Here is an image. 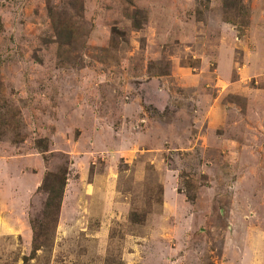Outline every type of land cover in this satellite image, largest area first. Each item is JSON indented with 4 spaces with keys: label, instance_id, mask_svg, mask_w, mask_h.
Here are the masks:
<instances>
[{
    "label": "rangeland",
    "instance_id": "374dc122",
    "mask_svg": "<svg viewBox=\"0 0 264 264\" xmlns=\"http://www.w3.org/2000/svg\"><path fill=\"white\" fill-rule=\"evenodd\" d=\"M242 4L0 0V264L32 253L49 171L30 264H264V0Z\"/></svg>",
    "mask_w": 264,
    "mask_h": 264
},
{
    "label": "trees",
    "instance_id": "16d2710c",
    "mask_svg": "<svg viewBox=\"0 0 264 264\" xmlns=\"http://www.w3.org/2000/svg\"><path fill=\"white\" fill-rule=\"evenodd\" d=\"M239 5L242 4V0H223V6L226 15L229 11L240 9ZM138 12L140 10H137ZM247 20V14L245 15ZM230 20V16H227ZM244 21V22H245ZM135 27H141L142 23L138 20H134ZM56 35L58 36L57 41L59 43L69 42L70 36L73 33L71 26H66L59 22L56 27ZM63 33H68L69 38L63 39ZM67 184V177L64 174L55 173L49 171L46 173L43 187L47 191L48 195L44 204V210L41 219H37L33 224V243L32 253L24 257V264H30V259L35 256V253L49 245L50 241L54 239L57 224L59 222L60 210L63 201L64 191Z\"/></svg>",
    "mask_w": 264,
    "mask_h": 264
},
{
    "label": "crops",
    "instance_id": "0c3cea01",
    "mask_svg": "<svg viewBox=\"0 0 264 264\" xmlns=\"http://www.w3.org/2000/svg\"><path fill=\"white\" fill-rule=\"evenodd\" d=\"M224 113H225L224 108L223 109H221V108H214L211 111V118H212L213 121H216V118H218L219 115H221L224 118Z\"/></svg>",
    "mask_w": 264,
    "mask_h": 264
}]
</instances>
